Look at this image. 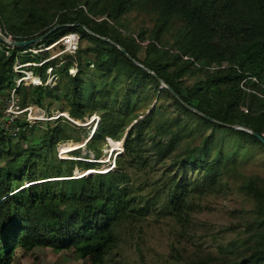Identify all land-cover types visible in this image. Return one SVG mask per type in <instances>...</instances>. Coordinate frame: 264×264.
<instances>
[{
  "label": "rangeland",
  "instance_id": "rangeland-1",
  "mask_svg": "<svg viewBox=\"0 0 264 264\" xmlns=\"http://www.w3.org/2000/svg\"><path fill=\"white\" fill-rule=\"evenodd\" d=\"M10 1L0 0V8L4 6L1 21L8 33L3 34L12 40H15L14 36H23L30 31L35 33L55 23L57 0H41L34 9H29L32 16H26L24 10L12 14ZM108 2L96 0L95 8L101 10ZM37 13L41 15L36 18ZM156 22V14L145 4L131 6L118 19L122 35H134L141 42L137 56L139 60L146 59V63L155 62L166 50L171 55L177 53L178 22L161 35L158 51L146 55L144 45L151 40ZM196 32L204 34L205 27L199 26ZM70 36L75 43L70 44ZM42 41L34 43L36 46L32 44L16 50L12 71L15 86L22 79L20 85L24 88L21 92L14 93L7 83L0 87V136L9 141L0 145V168L14 157L23 156L19 148H28L31 157L26 158L28 160L23 165L30 162L35 179L52 178L31 183L22 180L24 187L44 181L60 182L67 175L75 179L86 172L85 177L94 185L93 180L99 174H107L106 169L112 167L116 159L106 177L102 176H110L107 183L122 181L120 186L129 205L126 215L116 226V241L106 252L102 264H190L246 256L255 231V204L240 187L246 177L264 179L262 147L241 139L232 131L208 127L196 117L187 115L160 83L157 85L147 80L133 83L131 78L116 75L114 71L103 75L95 65L93 67L100 53L97 44L82 40L77 34L62 36L56 43L44 44ZM9 48L14 49L5 41L2 45L0 43V53L7 55ZM107 50L111 48L104 46L101 60L106 59L107 53L104 52ZM44 53L47 56H43ZM40 55L41 60H34ZM78 56L90 62L86 69L84 65L82 68L81 78L86 85L78 88L88 105L82 116L73 118L69 114L73 96L71 81L65 72L70 77L76 74ZM45 58H55V65L45 70L46 79L42 82L40 73L34 69L44 63ZM40 61L43 62L38 63ZM173 69H166V73ZM207 71V68L192 67L182 75L179 83L189 89L203 81ZM27 75L38 78L40 82L36 85L42 90H37L33 81L27 80ZM95 103H101L99 107L108 114L106 121L112 124L114 131L110 138L123 141L121 151L110 146L115 141L111 140L109 144L106 136L93 144L88 143L94 131L99 129L104 113L95 110ZM244 108L247 106L240 105L238 110L244 113ZM144 119H148V124L142 129V140L134 143L132 155H124L130 128L137 120ZM232 127L240 129L237 125ZM52 130L55 133L50 141L48 132ZM170 133L177 134L171 153L158 159L153 142L166 143ZM134 136L132 133L129 140L134 142ZM57 139L55 144L52 143ZM190 150H193L194 157L185 162L184 156ZM112 152L116 155L118 152L117 158L114 159V154L108 158ZM70 159L87 160L91 165L70 162ZM207 162L213 164L212 171L207 170ZM66 186L69 185L63 184L57 189ZM10 264L90 262L81 259L73 250L55 252L49 248H35L29 252L16 250Z\"/></svg>",
  "mask_w": 264,
  "mask_h": 264
},
{
  "label": "trees",
  "instance_id": "trees-1",
  "mask_svg": "<svg viewBox=\"0 0 264 264\" xmlns=\"http://www.w3.org/2000/svg\"><path fill=\"white\" fill-rule=\"evenodd\" d=\"M40 1L11 0L9 11L19 14L24 10L26 16H32V13H28L29 9H34ZM95 3L96 0H57L55 23L35 33L30 31L14 38L16 41L35 39L60 25L57 30L42 39L44 44L56 43L60 37L68 34H77L80 39L97 44L100 53L93 67L95 65L103 75L114 71L116 75L124 74L131 78L133 83L147 80L159 85L163 82L171 89L165 87L163 90L187 115L196 117L208 127L232 131L241 139L259 144L264 151L263 145L252 134L256 133L264 138V0H109L101 10L95 8ZM144 4L156 14L157 21L151 40L144 45L146 55L157 52L161 35L173 24L180 23L177 53L171 55L170 51L166 50L153 63H146V59L139 60L137 52L141 42L134 35H122L123 31L117 25L118 19L129 11L131 6ZM3 8L4 6L0 8V29L7 35L1 21ZM40 15L37 13L35 17ZM199 26L205 27L204 34L196 32ZM101 38L119 45L126 54ZM0 43L3 44L1 39ZM104 46H109L111 50L105 51L107 57L101 60L100 54ZM18 49L22 48H9L7 55L0 53V87L7 83L14 93H20L24 88L20 84L15 86V75L12 71ZM43 56H47V53ZM36 59L41 60V55L34 60ZM54 59L45 58L46 61L38 62L42 64L34 69L40 73L42 82L46 79L45 70L55 65ZM27 62L35 61L23 63ZM89 64L90 62H85L78 56L76 74L70 77L66 74L67 71L65 72L71 81L70 93H73V96L69 114L73 118L82 116L85 113L84 108L88 105L78 88L86 85L81 74L83 65L86 69ZM70 65L72 63L68 64ZM170 67L174 69L168 74L166 69ZM192 67L207 68L205 79L189 89L183 88L179 83L180 79ZM149 72H153L156 77ZM34 87L42 90L40 86ZM240 105H246L248 113L239 111ZM99 106L102 104L95 103L93 107L102 111ZM107 116L104 111L99 129L95 130L88 143L93 144L104 136L109 137V143H112L113 139L110 137L114 135V131L112 124L106 121ZM147 124L148 119H144L137 120L132 125L125 141L124 155L133 154L134 143L142 140L141 132ZM234 125L245 130H235L232 127ZM99 132L100 135L97 136ZM54 133V130L48 132L47 139L52 141ZM132 133L135 135L134 142L129 140ZM170 135L166 143L153 142L152 146L158 159H163L171 153L177 134ZM58 140L52 143L55 144ZM113 141L115 143L110 146L121 151L123 141ZM7 143L9 141L0 136V145ZM21 151L23 156L14 157L4 168H0V264H10L18 249L29 252L35 248H49L55 252L73 250L90 264H102L106 252L116 241V226L128 210L129 200L121 189L122 181L107 183L110 176L105 178V175L109 171L102 174L105 177L98 173V178L93 180L94 185L92 180L85 176L78 178V175L71 179V175H67L60 182L44 181L24 187L22 180L31 183L50 180L52 177L35 179L30 162L23 165L28 160L26 158L31 157L29 149L19 148V152ZM193 157V150L186 152L185 162L191 161ZM68 161L87 162L80 159ZM212 165L205 163L208 171L213 170ZM104 180L106 181L103 182ZM63 184L69 186L57 189ZM240 188L255 204V231L248 247L249 253L241 259L223 257L217 261L200 260L190 264H264V179L246 177Z\"/></svg>",
  "mask_w": 264,
  "mask_h": 264
},
{
  "label": "water",
  "instance_id": "water-1",
  "mask_svg": "<svg viewBox=\"0 0 264 264\" xmlns=\"http://www.w3.org/2000/svg\"><path fill=\"white\" fill-rule=\"evenodd\" d=\"M60 27V25H56L54 26V28L50 29L47 33H45L44 35L38 37V38H35V39H30V40H26V41H16V40H12L10 39L9 37L5 36L3 34V32L1 31L0 29V39L2 41H5L9 44L10 47H13V48H18V47H27V46H30L44 38H46L48 35H50L51 33H53L55 30H57L58 28ZM102 40L108 42V43H111L113 45H115L122 53L126 54V51L121 48L119 45L117 44H114L113 42H111L110 40L108 39H105V38H101ZM138 66H140L141 68H144L143 66H141L140 64H138ZM153 77H156V75L153 73V72H149ZM162 86L166 87L167 89L171 90L170 87H168L166 84H164L163 82H160ZM240 127V130H245L243 127L239 126ZM249 133H251L250 131H248ZM259 141L260 143L263 145L264 147V138L262 135H258L256 133H252Z\"/></svg>",
  "mask_w": 264,
  "mask_h": 264
},
{
  "label": "built area",
  "instance_id": "built-area-1",
  "mask_svg": "<svg viewBox=\"0 0 264 264\" xmlns=\"http://www.w3.org/2000/svg\"><path fill=\"white\" fill-rule=\"evenodd\" d=\"M69 40H70V38H69ZM71 41V40H70ZM74 41L72 40L71 42H70V44H72ZM75 43V42H74ZM39 65H41V64H39ZM30 77H32V75H27V78H30ZM251 80L252 81H256V79L255 78H251ZM21 82H22V79H20L19 81H18V83H17V86L19 85V84H21ZM33 84V83H32ZM39 84V83H38ZM33 85H36V84H33ZM242 86H243V83L241 84ZM16 86V87H17ZM246 91H249V89L247 88H244ZM243 111H244V113H248V109L247 108H244L243 109ZM62 153H63V151H62ZM63 154H65V153H63ZM113 165H114V163H113Z\"/></svg>",
  "mask_w": 264,
  "mask_h": 264
},
{
  "label": "bare ground",
  "instance_id": "bare-ground-1",
  "mask_svg": "<svg viewBox=\"0 0 264 264\" xmlns=\"http://www.w3.org/2000/svg\"><path fill=\"white\" fill-rule=\"evenodd\" d=\"M70 38V40L72 41L74 38H73V36H70L69 37ZM29 79H31L32 81H33V83L34 84H38L40 81L38 80V78H35L34 76H32V77H30V78H27V80H29ZM108 140V142H110V139L108 138L107 139ZM110 144V143H109ZM123 149V148H122ZM67 153H69V152H67ZM114 154V153H113ZM118 156V152H117V155H116V157ZM87 162H90V161H87Z\"/></svg>",
  "mask_w": 264,
  "mask_h": 264
},
{
  "label": "clouds",
  "instance_id": "clouds-1",
  "mask_svg": "<svg viewBox=\"0 0 264 264\" xmlns=\"http://www.w3.org/2000/svg\"><path fill=\"white\" fill-rule=\"evenodd\" d=\"M95 132V131H94ZM93 135V134H92ZM112 155H113V152L112 153H110L109 154V159L112 157ZM116 154H114V159L116 158V156H115ZM98 162H100V161H98ZM114 164H115V160H114ZM112 167H113V165H112ZM112 167H109L108 169H106V171L108 170V172L112 169ZM97 173H101V172H103V171H96ZM84 174V173H83ZM83 174H81V175H83ZM88 174V173H87ZM80 175V176H81ZM84 176H86V175H84ZM79 178V177H78ZM82 178V177H81Z\"/></svg>",
  "mask_w": 264,
  "mask_h": 264
}]
</instances>
